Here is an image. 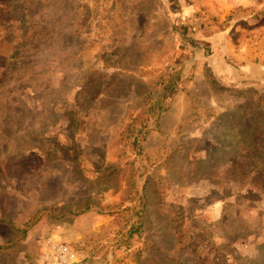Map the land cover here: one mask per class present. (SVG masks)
Returning <instances> with one entry per match:
<instances>
[{
  "label": "rangeland",
  "instance_id": "rangeland-1",
  "mask_svg": "<svg viewBox=\"0 0 264 264\" xmlns=\"http://www.w3.org/2000/svg\"><path fill=\"white\" fill-rule=\"evenodd\" d=\"M263 70L264 0H0V264H264Z\"/></svg>",
  "mask_w": 264,
  "mask_h": 264
},
{
  "label": "trees",
  "instance_id": "trees-1",
  "mask_svg": "<svg viewBox=\"0 0 264 264\" xmlns=\"http://www.w3.org/2000/svg\"><path fill=\"white\" fill-rule=\"evenodd\" d=\"M19 13L20 12H17V11L15 12V10H13V17H17V15ZM22 17H24V16H22ZM16 21H20V19L16 18ZM10 22L13 23V20H10ZM26 33H28L27 30H26ZM27 36H28V34H25V37H27ZM233 64H235L234 65L235 70L237 69L240 74H243L244 77H246L245 79H249V78H253L254 79L255 76L253 74L258 75L257 71L253 72V71H251V69L247 70L246 68H249V67H246V65H243V64L242 65H240V64L237 65L235 62H233ZM243 67H245V68H243ZM263 76H264V72H262V74H261V77H263ZM261 77H260V79H261ZM177 87H178L177 83L174 84V85H173V83H168V84H166V86L164 88L171 91V90L176 89ZM164 88H162V89H164ZM154 99H156L155 102H154ZM149 101H150V105H149V107L146 110L148 112L149 116H147L145 118L142 116L144 120H149V118L151 116H156V115H158V117H160L162 108L165 105V101L162 99L161 95L156 96V97H151L149 99ZM131 131H133L132 132V137L134 139V144H137L138 141H139V138H140V135L138 133L144 134V133L147 132V129L145 127H142V128H134ZM141 191L143 193L142 195H143V199L144 200L141 203V205L139 206V211L137 212L138 213L137 216H140L141 214H143L144 210H145V207H146V196H145V193H144V185H143V190H141ZM141 230H142L141 221H137V222L133 223L130 226V228L128 229L129 237H132L135 234H141ZM1 249H2V246H0V250Z\"/></svg>",
  "mask_w": 264,
  "mask_h": 264
},
{
  "label": "built area",
  "instance_id": "built-area-1",
  "mask_svg": "<svg viewBox=\"0 0 264 264\" xmlns=\"http://www.w3.org/2000/svg\"><path fill=\"white\" fill-rule=\"evenodd\" d=\"M43 264H79L80 257L76 249L62 239L50 242L43 253Z\"/></svg>",
  "mask_w": 264,
  "mask_h": 264
},
{
  "label": "crops",
  "instance_id": "crops-1",
  "mask_svg": "<svg viewBox=\"0 0 264 264\" xmlns=\"http://www.w3.org/2000/svg\"><path fill=\"white\" fill-rule=\"evenodd\" d=\"M237 1V3L239 4V3H244V0H236Z\"/></svg>",
  "mask_w": 264,
  "mask_h": 264
}]
</instances>
